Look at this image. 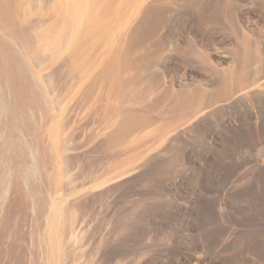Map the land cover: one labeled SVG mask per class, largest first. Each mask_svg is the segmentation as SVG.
<instances>
[{"label":"rangeland","instance_id":"obj_1","mask_svg":"<svg viewBox=\"0 0 264 264\" xmlns=\"http://www.w3.org/2000/svg\"><path fill=\"white\" fill-rule=\"evenodd\" d=\"M122 14L125 47L141 50L112 103L149 120L129 137L142 140L110 144L118 119L90 114L78 82L56 160L41 122L34 178L20 185L1 165L0 264H264V0H129ZM181 92L201 103L175 108ZM53 204L64 214L51 242Z\"/></svg>","mask_w":264,"mask_h":264},{"label":"bare ground","instance_id":"obj_2","mask_svg":"<svg viewBox=\"0 0 264 264\" xmlns=\"http://www.w3.org/2000/svg\"><path fill=\"white\" fill-rule=\"evenodd\" d=\"M106 1L0 0V169L2 164L15 167L20 185L34 178L31 135L41 122V151L51 153V160H56L54 150L62 145L63 101L71 96L70 102L77 96L74 86L80 81L84 85L80 92L89 113L96 112L103 123L110 118L118 119L115 121L117 131L109 137L110 144L117 146L125 141L126 146H135L142 140V136L134 140L129 137L149 120L138 114L135 106L130 107L132 104L125 107L117 103L119 100L112 103V96L117 95L121 87L133 84L124 73L127 69L133 71L134 68H127L132 63L128 62L141 50L137 43L125 47L128 38H124V32L128 24L119 16L129 0H121L113 9L107 7ZM64 66L71 80L69 85L64 81ZM243 76L237 78L239 87L245 81ZM135 78L139 80L140 76ZM106 85L107 94L103 89ZM146 92L139 89L135 93L143 97ZM174 98L175 108L181 105L183 111L201 103L200 98L195 103L188 92H181ZM91 101L103 104L97 108ZM63 214L57 204L47 211L44 231L51 242Z\"/></svg>","mask_w":264,"mask_h":264}]
</instances>
